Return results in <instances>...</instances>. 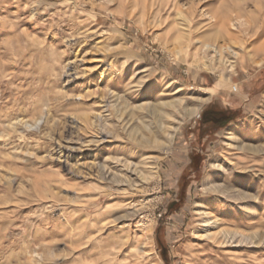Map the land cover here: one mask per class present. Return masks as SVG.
<instances>
[{"label": "rangeland", "instance_id": "rangeland-1", "mask_svg": "<svg viewBox=\"0 0 264 264\" xmlns=\"http://www.w3.org/2000/svg\"><path fill=\"white\" fill-rule=\"evenodd\" d=\"M0 264H264V0H0Z\"/></svg>", "mask_w": 264, "mask_h": 264}, {"label": "bare ground", "instance_id": "bare-ground-1", "mask_svg": "<svg viewBox=\"0 0 264 264\" xmlns=\"http://www.w3.org/2000/svg\"><path fill=\"white\" fill-rule=\"evenodd\" d=\"M217 22V21H216ZM229 25V24H228ZM228 25H224L223 24V26H221V27H223V30L224 29H226V27L228 26ZM230 28H228L227 27V29L225 30V31H228V32H230ZM218 38H219V36H215V38L214 39H212L211 40V42H213V44H215V43H217L218 42ZM262 49V48H261ZM233 68H235V67H233ZM67 76H74L73 74H71V73H67ZM66 76V77H67ZM209 95H210V93H208ZM163 106H161V105H159V106H155L154 107V111H153V118L155 119V120H157L158 122L159 121H161L160 120V118L161 117H163L162 115H163ZM152 117V116H151ZM163 119H164V117H163ZM84 120L90 125V126H93V124H94V122H92L91 120V118L88 116V115H85L84 116ZM22 121L23 120H21V123H22ZM163 121V120H162ZM11 123V122H10ZM15 124V123H14ZM6 130V129H5ZM157 130V129H156ZM142 132V134H141V137H140V139H134L133 141H135V143H136V145H135V143L134 142H132L130 145H132L133 147H137V149H139V151L142 153H144V152H146V151H148L149 149H150V144H154V143H158V141L157 140H153V138L154 137H157V139L159 140L160 139V144L161 143H164L165 141H168L167 139H168V137H169V135H170V129H167V130H163V132L161 133V135H158V130L156 131V132H154V133H151V132H146V131H144V130H142L141 131ZM154 136V137H153ZM66 150H67V152H69V156H70V153H72V151L71 150H69L68 151V149L66 148ZM63 158V155H61V157H60V159H62ZM219 166L216 164V163H214L213 164V166H212V168L213 169H217ZM212 176H208L207 178H206V180H205V185L204 186H206V185H209L211 182H212Z\"/></svg>", "mask_w": 264, "mask_h": 264}, {"label": "built area", "instance_id": "built-area-1", "mask_svg": "<svg viewBox=\"0 0 264 264\" xmlns=\"http://www.w3.org/2000/svg\"><path fill=\"white\" fill-rule=\"evenodd\" d=\"M158 217H159V218H162V214L160 213V214L158 215Z\"/></svg>", "mask_w": 264, "mask_h": 264}]
</instances>
